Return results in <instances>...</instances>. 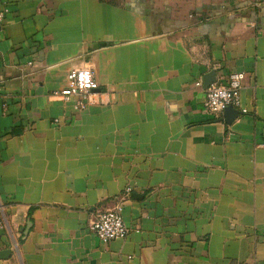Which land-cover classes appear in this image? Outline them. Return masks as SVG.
Here are the masks:
<instances>
[{
    "label": "crops",
    "instance_id": "obj_1",
    "mask_svg": "<svg viewBox=\"0 0 264 264\" xmlns=\"http://www.w3.org/2000/svg\"><path fill=\"white\" fill-rule=\"evenodd\" d=\"M2 7L0 264H264V7ZM86 62L101 87L79 108L53 93ZM213 69L244 74L230 124L203 108ZM117 204L129 233L102 244L90 223Z\"/></svg>",
    "mask_w": 264,
    "mask_h": 264
},
{
    "label": "built area",
    "instance_id": "obj_2",
    "mask_svg": "<svg viewBox=\"0 0 264 264\" xmlns=\"http://www.w3.org/2000/svg\"><path fill=\"white\" fill-rule=\"evenodd\" d=\"M252 1L256 8L264 7V0ZM6 12L7 9L5 7L0 8V24ZM243 79L244 74L242 72L233 71L228 74L224 81L211 83L204 90V110L211 115L218 116L223 113L227 106L237 107ZM100 87L101 84L94 75V65L91 62H86L83 66L70 70L67 73L66 86L53 94L61 96L63 99L78 96L80 97L79 108H85L90 101L92 92L100 89ZM0 105L4 106V103L0 101ZM54 122L56 123L57 119ZM130 193L131 186H126L122 192L123 196L127 197ZM121 211L122 206L117 204L112 208L100 211L90 223V229L102 244H107L111 240L125 238L129 233V227L125 224ZM3 227L4 221L0 214V229Z\"/></svg>",
    "mask_w": 264,
    "mask_h": 264
},
{
    "label": "water",
    "instance_id": "obj_3",
    "mask_svg": "<svg viewBox=\"0 0 264 264\" xmlns=\"http://www.w3.org/2000/svg\"><path fill=\"white\" fill-rule=\"evenodd\" d=\"M216 80V75H215V70H210L207 72L203 77V87L206 89L211 83L215 82ZM240 113L239 110L232 106H227L226 109L223 111V120L224 122L230 124Z\"/></svg>",
    "mask_w": 264,
    "mask_h": 264
}]
</instances>
